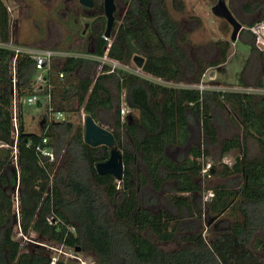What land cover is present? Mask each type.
Listing matches in <instances>:
<instances>
[{"label":"trees","instance_id":"obj_1","mask_svg":"<svg viewBox=\"0 0 264 264\" xmlns=\"http://www.w3.org/2000/svg\"><path fill=\"white\" fill-rule=\"evenodd\" d=\"M127 14L145 20L137 29L119 27L108 57L126 63L138 45L147 50L141 66L144 73L173 82L186 77H192L186 82L200 80L204 68L194 65L183 51L177 24L163 0H132ZM103 32V24L96 27L94 48L88 52L92 56L105 52L108 41ZM240 33L247 34L263 76L264 49L256 47L255 37L246 27ZM11 39L10 14L0 0V42ZM228 47L226 43L215 64L225 61ZM13 53L11 48L0 47V264L49 261L44 248L34 245L21 251L19 239H13L16 218L10 194L15 189L23 233L63 242L72 250L79 247L80 252L91 254V264H264V256L258 253L264 241L256 233L264 227V94L168 86L122 68L109 72L108 64L97 70L98 59L73 55L52 57L51 69L35 85L34 60L18 54L13 64ZM122 91L127 105L139 113L132 121L121 117ZM33 93L48 94L50 105L63 112L64 104L71 107L76 103L95 122L103 120L122 151L121 181L96 172L95 164L107 159L108 147L87 144L81 123L65 118L48 122V103L41 132L26 131L23 106ZM222 101L229 103L230 119L241 127V133L220 139L216 126ZM195 120L200 124L201 143L189 144L179 161L172 160L167 150L189 143ZM249 140L255 141L257 154L250 153ZM210 145L218 147L219 159L234 150L241 154L222 163L221 169L210 164L208 175L228 178L230 184L209 188L213 195L204 201L199 181L207 157L215 162ZM43 146L53 150V163L39 154L38 148ZM227 211L237 212L239 217L225 223L221 217ZM51 213L65 224H73L75 233L61 224L48 223ZM147 230L159 241L176 240L183 245L164 249L142 234ZM56 264L75 263L59 259Z\"/></svg>","mask_w":264,"mask_h":264},{"label":"rangeland","instance_id":"obj_2","mask_svg":"<svg viewBox=\"0 0 264 264\" xmlns=\"http://www.w3.org/2000/svg\"><path fill=\"white\" fill-rule=\"evenodd\" d=\"M8 8L11 23V38L17 45H27L35 48H53L63 50L73 56H90L89 51L94 48V31L93 28L101 26L102 20L94 17L92 12L89 13L78 0H3ZM226 4L232 7V14L242 23L243 28L248 27V24H253L264 16V0H225ZM216 0H163L167 12L171 18L176 22L178 33L182 37L183 42L181 46L183 51L187 54L189 60L197 67L202 66L203 81L207 79V75L212 72L215 84L221 86H246L249 88H264V75L258 73L259 65L256 58L248 60L250 44L247 34L239 33V37L234 42L230 41L231 26L222 18L216 17L211 13V6ZM175 3V4H174ZM174 4V5H173ZM176 5V7H174ZM249 6H254V12L247 11ZM126 11L124 10L115 15L116 29L117 25L125 23ZM98 21V22H97ZM100 22V23H99ZM105 24V23H104ZM103 24V25H104ZM250 31L248 28H246ZM250 33H252L250 31ZM138 44L140 42H137ZM228 43V53L230 56L221 64H215L221 58V50L225 48ZM136 45V44H135ZM138 45L134 46V54L144 56L147 50L139 49ZM145 52V53H144ZM96 57V56H95ZM97 59V58H96ZM111 59V58H110ZM116 61V67L126 70H134L135 63L130 59L128 62ZM109 64L112 62H108ZM243 67V68H242ZM99 70V67L98 69ZM198 73V71H197ZM201 77V72H199ZM192 77L182 79L183 83H187ZM226 83H232L226 84ZM260 85V86H259ZM114 89V86H112ZM39 105L23 106L24 110V129L26 131H33L40 133L42 130V115L44 113V105L47 100L39 94ZM125 96H119V107H124L123 111L127 110L125 105ZM222 108L218 111L217 136L220 139L227 138L233 134L241 133V127L231 120V107L227 101H222ZM14 107V106H13ZM64 118L73 124L82 123L81 112L85 114L82 108H78L76 103L72 106L64 104ZM15 110V107L13 108ZM12 110V111H13ZM128 113L124 119L132 121L138 116V111L128 106ZM104 115H109V111H104ZM231 118V119H230ZM101 120V119H100ZM97 121L98 124L108 129L106 123ZM237 121L236 119H234ZM237 123V122H236ZM197 124V125H195ZM191 126L192 143H201V131L199 122ZM249 150L252 154L258 153V147L255 141L249 140ZM13 148V147H12ZM209 153L215 159L207 157L205 163L215 165L217 169L222 168V163H228L231 157L241 154V151L234 150L218 158V147L216 145L209 146ZM168 154L171 159L176 160L180 152L186 153V149H168ZM60 157V156H59ZM59 162V161H58ZM221 163V164H220ZM16 165V164H15ZM143 166L141 165V169ZM119 181H117L118 183ZM200 185L202 192L212 189L217 184L224 183L229 186L230 180L222 178L217 174L200 175ZM172 181L168 182L171 185ZM164 191V190H163ZM212 191V190H211ZM16 189L10 194L11 209L15 215L16 220L19 216V205L16 204L15 197ZM169 192H165L168 194ZM239 214L235 212L233 215L228 211L221 217L222 221H231L238 218ZM16 220L13 224V230L16 228ZM222 223V224H225ZM216 229V228H215ZM216 231V230H215ZM204 233V232H203ZM257 235L264 241V227L259 229ZM154 244L161 246L164 249L179 248L183 244L179 241L162 242L150 231L142 233ZM34 238V234H31ZM19 237V236H18ZM17 236L13 234V239ZM36 239H40L35 235ZM19 241L22 243L21 251L32 248L35 244L23 240L20 236ZM40 241H47L40 239ZM45 249L48 255L47 247L40 246ZM72 250V249H71ZM75 254L82 256L84 259L92 261L93 258L90 253L80 252V250L73 249ZM260 256H264V248L258 250Z\"/></svg>","mask_w":264,"mask_h":264},{"label":"built area","instance_id":"obj_3","mask_svg":"<svg viewBox=\"0 0 264 264\" xmlns=\"http://www.w3.org/2000/svg\"><path fill=\"white\" fill-rule=\"evenodd\" d=\"M248 28L252 34L255 37V45L258 48L257 45L263 46L264 49V19L260 21H256L255 23L251 24L250 26L246 27ZM104 39L108 40L106 36H102ZM0 47H7L11 48L13 50V61L12 63L14 64V61L17 57L18 54H26L29 58L34 60L35 63V68L37 70V74L34 78V83L35 85H39L43 82V73L45 71H49L51 69V60L52 57L54 56H60V57H65L70 54L68 52L63 51V50H57L53 48H35L32 46H27V45H17L15 44L12 39L8 42H0ZM109 48V43L107 44V47L105 48V52L102 56L99 57H93L97 58L99 60V70L102 68V65L108 64L110 65V70L109 72H112L116 67V61L113 60V58L110 59V57L107 56V51ZM112 62V63H108ZM126 70V69H124ZM130 72H134L136 74H139L142 77L149 78L157 83L169 85V86H185V87H191L199 90L200 92L203 90H214V91H220V92H227V91H241V92H248V93H258V94H264V88H249L246 86H221L218 84H215L210 75H207V79L203 81V76L206 75L205 72H202L201 78L198 82H189V83H183V82H173L169 81L166 79H162L160 77H152L151 75H148L144 73L141 70V67H137L134 70H128ZM59 77H62V73H58ZM15 77L13 75L12 77V82L14 83ZM47 100L46 103H48V114H47V121H57V120H63L64 119V112L60 110L58 106H51L49 102V95L44 96ZM40 100V97L36 94L33 93L25 98V103L27 105H34ZM14 106V104H13ZM15 107V106H14ZM13 107V108H14ZM121 114L123 115L124 111L121 108ZM82 115V123H83V118L84 114L81 112ZM12 125H13V132H14V139L16 136L17 132V119L15 115V110L12 112ZM42 142L45 143L46 139H42ZM39 154L46 158L48 163H53L55 161V155L54 152L51 148L48 147H39L38 148ZM16 150L13 145V159L15 161L16 156H15ZM210 163H205L203 165V168L201 169L202 175H208V169H209ZM213 193L210 189L205 190V192L202 193L203 200L206 201L210 197H212ZM15 199H16V204H17V194L15 193ZM18 205V204H17ZM19 219V216H17ZM17 219V225L15 229V236H17V240L21 237H23V240L29 241L34 243L35 245L38 246H44L47 247L46 249L48 250V258L49 261L47 264H56L57 260H62L63 262L66 261H73L75 264H91L93 262L89 261L87 259H84L82 256L75 254L73 250L67 248L63 242L60 243H54V242H49V241H40L39 239H34L32 237V232L29 234H25L22 232L19 220ZM47 222L50 224H61L62 226L65 227V230L67 232L75 233V226L71 223L65 224L62 220L59 218H56L52 213L47 216ZM19 236V237H18ZM20 245L22 246V243L20 242Z\"/></svg>","mask_w":264,"mask_h":264},{"label":"water","instance_id":"obj_4","mask_svg":"<svg viewBox=\"0 0 264 264\" xmlns=\"http://www.w3.org/2000/svg\"><path fill=\"white\" fill-rule=\"evenodd\" d=\"M78 2L86 7L93 6V0H78ZM114 9L115 4L113 0H104V15L106 17L104 29L105 36H109L110 34V29L113 24L112 12ZM210 10L214 16L224 19L231 26L230 41L234 42L243 28V25L232 14L231 10L226 4V1L216 0V2L211 6ZM257 46L259 49H263V46ZM132 61L137 67L140 68L144 59L142 56L134 55ZM83 139L91 146L105 145L108 147L109 154L107 159L104 161H99L95 164L96 172L100 175L107 173L111 174L116 181H120L123 177L122 151L118 147L112 132L95 122L90 115H85L83 118ZM76 250H79V247H76Z\"/></svg>","mask_w":264,"mask_h":264},{"label":"flooded vegetation","instance_id":"obj_5","mask_svg":"<svg viewBox=\"0 0 264 264\" xmlns=\"http://www.w3.org/2000/svg\"><path fill=\"white\" fill-rule=\"evenodd\" d=\"M113 1H114V4H115V9L112 12V14H113V24H112V27L110 29L109 36H106L107 39H108L107 41L109 43V46H110L111 41L113 40L115 31H117V29L119 27H123L122 25H124V26L126 25V26H130L131 28L137 29L141 25V22L145 20V19L141 18V16H139V15L138 16L135 15L134 17L133 16H130V17L128 16L127 13H128V10H129L130 2L132 0H113ZM227 6L229 7L230 10H232V7L229 4ZM83 7L85 9H87L89 11V13L92 12V14H94L95 18H98L99 20H102V24H104V23L106 24V17L104 15V0H93V6L92 7H86V6H83ZM123 10H124V12L126 11V16H125L126 22L117 25V29L115 28V30L113 31V26L116 25V22H114L115 21V15H117L118 13L120 14ZM102 18H104V20ZM102 24H100V25H102ZM105 24L103 25L104 29H105ZM93 31L95 32L94 34H96V27L93 28ZM103 35H104V32H103ZM94 40H95V35H94ZM134 55H138V54H133L131 59L133 58ZM139 56H141V55H139ZM143 59H144V57H143ZM120 113H121V111H120ZM125 115H126V113H125ZM121 117H122V119H124L123 118L124 114L123 115L121 114ZM200 175L202 176V173Z\"/></svg>","mask_w":264,"mask_h":264},{"label":"crops","instance_id":"obj_6","mask_svg":"<svg viewBox=\"0 0 264 264\" xmlns=\"http://www.w3.org/2000/svg\"><path fill=\"white\" fill-rule=\"evenodd\" d=\"M249 9H247V11H250V12H254L253 10H254V6H251V8L250 7H248ZM238 37H239V35H238ZM246 41H248V39L246 40ZM259 49V48H258ZM259 50H261V49H259ZM263 50V49H262ZM250 52H249V54L247 55V57H248V60L250 59V58H255V53H252V51H251V48H250V50H249ZM230 56V53H228V51H227V56H226V59L228 58ZM225 59V60H226ZM259 61V60H258ZM223 63V62H222ZM218 64H221V63H218ZM260 64V63H259ZM243 68V67H242ZM258 73H260V65H259V69H258ZM212 72H210L209 73V75H210V77L212 78L211 80H216V78H214V75H213V73L211 74ZM217 81V80H216ZM187 83H189V82H187ZM226 84H230V85H232V83H226ZM165 85V84H164ZM169 86V85H168ZM241 86V85H240ZM244 86V85H243ZM260 86V85H259ZM121 94L123 95V96H125V91H122L121 92ZM125 100V99H124ZM125 105H126V107H127V110H125L124 111V113H128L129 111H128V105H127V102H126V100H125ZM122 109H124V107H122ZM195 123H197V121L195 120V122L194 123H192V125L193 124H195ZM191 125V126H192ZM195 125H197V124H195ZM200 125V124H199ZM190 130L192 131V128H190ZM190 139H191V136H190ZM192 142L191 141H189V143L187 144V145H185V147H182V148H180V149H183L184 150V148L187 150V146L189 145V144H191ZM1 146V145H0ZM178 150V149H177ZM184 152V151H183ZM183 152H180V154H178L179 156H178V158L175 160V161H179V157H180V155L181 154H183ZM169 156L171 157V155L169 154ZM172 160H174V158H172ZM232 160H233V158L231 157V160L229 161V162H232Z\"/></svg>","mask_w":264,"mask_h":264},{"label":"clouds","instance_id":"obj_7","mask_svg":"<svg viewBox=\"0 0 264 264\" xmlns=\"http://www.w3.org/2000/svg\"><path fill=\"white\" fill-rule=\"evenodd\" d=\"M121 109V108H120ZM124 114V113H123Z\"/></svg>","mask_w":264,"mask_h":264}]
</instances>
